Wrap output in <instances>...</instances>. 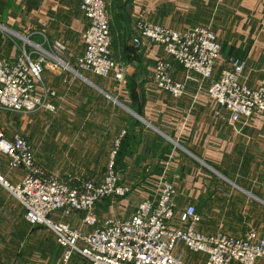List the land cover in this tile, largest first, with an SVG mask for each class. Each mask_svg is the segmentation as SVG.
Masks as SVG:
<instances>
[{"label":"crops","instance_id":"1","mask_svg":"<svg viewBox=\"0 0 264 264\" xmlns=\"http://www.w3.org/2000/svg\"><path fill=\"white\" fill-rule=\"evenodd\" d=\"M107 12L112 57L125 66L124 85L113 77L93 74L94 81L86 76L78 81L72 75L73 68L78 69L77 58L84 53L83 34L89 25L80 0H0V55L14 59L25 45L28 50L34 49L31 43L49 50L59 40L67 50L58 55L71 69L47 60L43 84L56 91L55 110L0 109V133L24 135L47 174L66 181L100 179L108 166L101 162L102 154L109 152L111 159L116 147L131 152L117 159L115 166L121 182L131 188L120 199L126 218L136 202L155 194L164 177L176 186L178 208L195 204L202 216L200 228L206 233L262 232L264 113L248 122L229 121L228 112L209 98V82L198 74L186 81L182 97L172 96L153 82L155 64L168 59L176 80L186 79L185 68L167 56L161 45L145 39L137 47L133 39L142 20L178 31L209 27L221 42L216 72L233 58L245 60L244 78L255 86L264 79V0H109ZM99 168L105 171L99 173ZM0 170L13 183L24 173L11 169L4 155H0ZM214 170L224 177L215 176ZM111 203V198L97 203L98 225L113 213ZM51 218L85 231L93 228L84 225L83 211L59 210ZM195 257L186 250V261ZM0 264L91 263L78 254L65 263L54 234L30 223L24 207L0 184ZM199 264H204L203 257Z\"/></svg>","mask_w":264,"mask_h":264},{"label":"built area","instance_id":"2","mask_svg":"<svg viewBox=\"0 0 264 264\" xmlns=\"http://www.w3.org/2000/svg\"><path fill=\"white\" fill-rule=\"evenodd\" d=\"M108 0H80V9L89 21L83 34L85 50L77 58L79 70L104 78L113 77L120 85L126 83L125 66L112 57ZM133 43L139 47L145 39L161 45L167 56L182 65L188 73L185 80L173 77V65L168 59L157 60L153 82L174 97L186 92V81L198 74L209 82L207 94L222 110L228 112L233 123L248 122L256 114L264 113V79L255 86L244 78L246 61L233 58L216 72L221 54L217 33L205 26H192L178 31L163 24L142 20ZM26 43H31L28 39ZM14 59L0 55V109L29 113L55 110L52 97L56 91L45 87L43 72L47 60L67 65L58 54L67 50L66 43L55 41L52 49L31 43ZM264 70V68H263ZM220 112L216 113V118ZM119 139L117 140V146ZM113 150L104 175L100 178L79 177L63 180L47 174L36 160L27 138L15 132L11 137L0 133V155L7 157L11 169H22V178L13 183L0 170V184L25 209L26 219L43 225L55 236L68 263L78 254L91 264H264V230L250 229L241 236L219 231L209 234L200 228L202 216L194 203L178 208L176 186L164 177L155 194L136 202L135 210L126 218L121 198L131 190L121 182L116 171ZM77 180L76 184L71 183ZM112 199L113 213L99 219L95 213L98 202ZM62 210L83 211V223L93 227L85 231L69 223L55 221L51 214ZM196 257L186 261L185 252Z\"/></svg>","mask_w":264,"mask_h":264},{"label":"rangeland","instance_id":"3","mask_svg":"<svg viewBox=\"0 0 264 264\" xmlns=\"http://www.w3.org/2000/svg\"><path fill=\"white\" fill-rule=\"evenodd\" d=\"M61 67L64 68V69H68L69 68V70H71L70 67H67V65H62ZM71 72H72V75L73 76H76V79L75 80H78V81H80V80L84 81L85 76L88 77L89 79H92L93 81L97 79V77L94 76L93 73L92 72H89V71L79 70L78 72L81 73L82 75H77L76 72H73V71H71ZM28 125L26 126V129L28 128ZM100 160H101V162H104L107 165L109 163V161H110V153L107 152V153L102 154ZM100 169L101 168H99V171H98L99 173H103V171H105V170H100ZM214 171H215L214 172L215 173V176L222 177V178L224 177L222 173L218 172L217 170H214ZM89 175H91V174L89 173Z\"/></svg>","mask_w":264,"mask_h":264},{"label":"trees","instance_id":"4","mask_svg":"<svg viewBox=\"0 0 264 264\" xmlns=\"http://www.w3.org/2000/svg\"><path fill=\"white\" fill-rule=\"evenodd\" d=\"M108 1H109V0H108ZM108 1H107V9H108ZM123 141H124V139H123ZM123 141H122V142H123ZM166 150H167V149L165 148L163 152H165ZM129 153H131V152H128V151H122L121 148L119 147L118 150H117V152H116V154H115V158H114V160H115V166L117 165V159L119 160V158H121V157H125V156L128 155Z\"/></svg>","mask_w":264,"mask_h":264},{"label":"water","instance_id":"5","mask_svg":"<svg viewBox=\"0 0 264 264\" xmlns=\"http://www.w3.org/2000/svg\"><path fill=\"white\" fill-rule=\"evenodd\" d=\"M73 70L77 71L76 69L73 68ZM80 75H82L81 73H79Z\"/></svg>","mask_w":264,"mask_h":264}]
</instances>
